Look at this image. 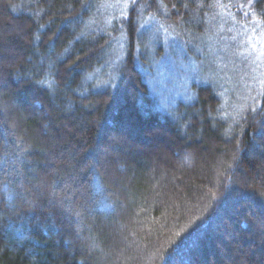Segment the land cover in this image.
Listing matches in <instances>:
<instances>
[{
    "label": "trees",
    "instance_id": "16d2710c",
    "mask_svg": "<svg viewBox=\"0 0 264 264\" xmlns=\"http://www.w3.org/2000/svg\"><path fill=\"white\" fill-rule=\"evenodd\" d=\"M213 1L133 0L98 31L101 0H0V264H264V82L229 115L213 84L171 104L136 63L141 12L181 40Z\"/></svg>",
    "mask_w": 264,
    "mask_h": 264
},
{
    "label": "rangeland",
    "instance_id": "374dc122",
    "mask_svg": "<svg viewBox=\"0 0 264 264\" xmlns=\"http://www.w3.org/2000/svg\"><path fill=\"white\" fill-rule=\"evenodd\" d=\"M132 1L101 0L95 11L99 19L89 21L90 25L96 26L98 31H107L112 22L125 15ZM207 11L202 17L201 30L182 29L181 40L168 27L156 23L150 13L141 12L137 32L144 58L136 55V63L148 85L154 87L153 94L171 104L176 100H192V85L209 82L217 90L223 111L229 115L241 109L245 111L260 95L264 82V21L253 17L241 20L220 0H214ZM120 30L104 62L108 72L115 70L113 65L124 52L122 28ZM155 45L161 46L162 55H158L150 82V48ZM170 52L175 59L170 57ZM167 61H170L168 66ZM104 74L105 78L100 79L105 82L101 83L107 84L113 75Z\"/></svg>",
    "mask_w": 264,
    "mask_h": 264
},
{
    "label": "snow or ice",
    "instance_id": "6c2138e0",
    "mask_svg": "<svg viewBox=\"0 0 264 264\" xmlns=\"http://www.w3.org/2000/svg\"><path fill=\"white\" fill-rule=\"evenodd\" d=\"M50 39H51V38H50ZM53 43H54V42H53ZM75 63H76V62H75V61H73V64H75ZM68 67H69V70H71V67H72V66H71V65H69Z\"/></svg>",
    "mask_w": 264,
    "mask_h": 264
},
{
    "label": "bare ground",
    "instance_id": "6f19581e",
    "mask_svg": "<svg viewBox=\"0 0 264 264\" xmlns=\"http://www.w3.org/2000/svg\"><path fill=\"white\" fill-rule=\"evenodd\" d=\"M105 78V77H104Z\"/></svg>",
    "mask_w": 264,
    "mask_h": 264
}]
</instances>
